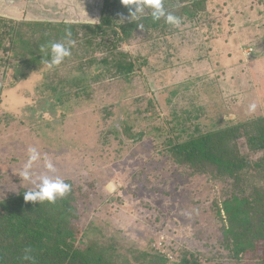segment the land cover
<instances>
[{
    "label": "rangeland",
    "instance_id": "obj_1",
    "mask_svg": "<svg viewBox=\"0 0 264 264\" xmlns=\"http://www.w3.org/2000/svg\"><path fill=\"white\" fill-rule=\"evenodd\" d=\"M100 1L0 0V16L94 23ZM120 50L135 62L129 81L92 75L85 89L70 81L80 60L102 56L94 47L67 57L57 71L44 64L21 80L14 79L19 57L0 66V200L34 190L40 175L58 176L75 187V223L81 232L92 228L89 237L112 235L136 250L159 240L164 251L217 250L211 202L220 186L177 167L164 141L170 129L204 131L264 115V0H207L198 18L172 33H136ZM62 79L59 99L43 83ZM128 127L141 138L129 141ZM30 147L40 159L26 180L20 173Z\"/></svg>",
    "mask_w": 264,
    "mask_h": 264
},
{
    "label": "trees",
    "instance_id": "obj_2",
    "mask_svg": "<svg viewBox=\"0 0 264 264\" xmlns=\"http://www.w3.org/2000/svg\"><path fill=\"white\" fill-rule=\"evenodd\" d=\"M100 2L94 23L0 16L3 71L9 67V58L17 56L21 62L14 64V79H25L30 71L50 65L52 43L72 39L76 43L70 56L79 59L83 56L80 52L88 47L100 49L103 54L80 60L79 73L70 82L85 89L92 75L102 74L129 81L135 62L127 51L120 50L121 44L130 43L136 33L165 36L173 32L174 26L164 18L153 21L147 9L140 20H131L122 0ZM206 2L163 0L165 9L180 17L181 22L198 18ZM51 67L58 69V65ZM63 82L43 85L58 93L60 99L65 93L59 86ZM129 128L124 132L129 141L135 142L143 135L142 131L133 134ZM170 130L164 148L173 163L188 175L205 176L220 186L211 202L220 224L213 246L217 250L207 248L208 252H202L168 245L167 254L152 243L148 249L136 250L125 247L112 235L89 237L87 232L92 228L81 232L76 226L78 195L71 182L65 181L70 191L55 203L25 201L24 193L32 191L28 189L0 200V264H222L221 258L235 264H264V115L204 131L197 127L192 131Z\"/></svg>",
    "mask_w": 264,
    "mask_h": 264
},
{
    "label": "clouds",
    "instance_id": "obj_3",
    "mask_svg": "<svg viewBox=\"0 0 264 264\" xmlns=\"http://www.w3.org/2000/svg\"><path fill=\"white\" fill-rule=\"evenodd\" d=\"M122 3L129 8L130 18L133 21L140 20L145 10L150 12L153 21H158L164 18L165 22L174 27H179L181 24V18L175 16L173 13L168 12L163 0H122ZM139 27H142L139 26ZM71 35L70 33L68 34ZM75 41L68 39L65 42H54L50 45V66L59 65L63 60L71 55V48L75 45ZM251 109L255 108V105L250 106ZM40 159V153L35 147L28 149L27 162L24 164L23 170L20 173L26 180H31L33 164ZM45 167L49 171L54 170L52 163L46 162ZM108 190L115 191V185L109 184ZM70 191V185L66 183L60 177H50L48 175H40L35 182V188L32 191L24 193L25 201H31L34 203H55L57 199L63 198ZM27 258V257H26Z\"/></svg>",
    "mask_w": 264,
    "mask_h": 264
},
{
    "label": "built area",
    "instance_id": "obj_4",
    "mask_svg": "<svg viewBox=\"0 0 264 264\" xmlns=\"http://www.w3.org/2000/svg\"><path fill=\"white\" fill-rule=\"evenodd\" d=\"M156 243H157V242H156ZM156 243L154 244V248H156V249H160L162 252H165V253L169 254V252L164 251V250H162V249L160 248V247H161L160 245H161V243H162L160 240H159V244H160V245H157Z\"/></svg>",
    "mask_w": 264,
    "mask_h": 264
}]
</instances>
